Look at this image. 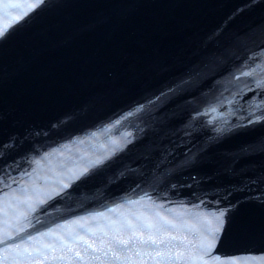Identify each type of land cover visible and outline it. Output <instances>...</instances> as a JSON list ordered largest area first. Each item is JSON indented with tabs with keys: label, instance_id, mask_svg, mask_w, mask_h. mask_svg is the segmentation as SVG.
Returning a JSON list of instances; mask_svg holds the SVG:
<instances>
[{
	"label": "water",
	"instance_id": "95a60500",
	"mask_svg": "<svg viewBox=\"0 0 264 264\" xmlns=\"http://www.w3.org/2000/svg\"><path fill=\"white\" fill-rule=\"evenodd\" d=\"M25 10L0 9V26L8 30L0 40V176L16 181H0V234H12L8 243L19 245L6 252L0 244V256L15 264H173L174 252L197 241L200 218L231 208L215 254L258 264L243 258L264 257V180L251 183L264 176V152L241 149L264 137V126L228 129L243 123L249 102L259 97L235 95L248 78L238 83L233 74L253 53L264 67V0H46L14 23ZM193 65L202 68V83L158 101L164 107L150 108L155 119L137 112ZM134 137L143 139L49 198L61 174L108 157ZM13 139L15 146L4 149ZM201 147L208 151L198 160ZM163 156L167 168L185 161L168 183L153 176ZM157 212L179 230L158 235L146 227ZM149 235L166 243L146 247L140 241ZM114 237L131 250L114 255L108 247ZM89 244L101 249L91 258Z\"/></svg>",
	"mask_w": 264,
	"mask_h": 264
},
{
	"label": "snow or ice",
	"instance_id": "6c2138e0",
	"mask_svg": "<svg viewBox=\"0 0 264 264\" xmlns=\"http://www.w3.org/2000/svg\"><path fill=\"white\" fill-rule=\"evenodd\" d=\"M46 0H35V3H21L18 0H3L0 2V9H21L25 8L26 10L19 16L14 18V23L18 24L21 20H23L31 11H34L37 7L45 4ZM10 16L11 12L8 13ZM13 27V25H9V28ZM8 34V30L0 26V40L6 38ZM253 43L255 44L256 38H252ZM264 42V41H262ZM264 50V49H262ZM259 59V53H253L252 57L249 60H246L237 71L239 75H234V79L239 83L242 78L245 79L242 87L235 93V95H240L242 91H256L259 93V97L257 99H253L249 102L248 108L246 109L248 115L246 117H241L243 123L237 125L235 128H229V134H235L237 130H249V128H255L257 126H264V67H261L260 64H257L256 61ZM256 66L253 67L252 65ZM247 69V70H245ZM202 68L197 65H193L189 72L180 77L178 80L174 81L172 84L166 86L165 90H162L159 95L155 96V99H149L144 104L137 105V112L144 113L145 115L156 118L155 114L150 110V108H155L156 112L160 111V108L164 107V103H161L159 107H157L158 101L171 102L177 97L184 96L185 94L192 91V85L194 82L199 81L203 82L202 77ZM248 80L252 81L254 84V89L251 84L248 83ZM215 87V85H213ZM205 95V93H202ZM193 100L185 101L186 104L192 105L194 103ZM215 111V109H212ZM128 115H133L132 112H129ZM175 113L172 114L174 116ZM200 113L197 111L195 116L190 115L189 120L185 123L182 130L185 132V135H190L191 133L188 131V124L191 123L193 126L196 123V116H199ZM171 118V116L169 117ZM120 121L118 120L117 123ZM144 131L143 129L141 130ZM218 132L224 131L223 129H217ZM131 133H128V136H131ZM143 139V137H134L131 140L125 141L124 144L119 145L117 148H114L108 157H101L93 162H91L88 166L83 167L78 172L70 171L67 174H61L59 180L57 182V188L53 189L51 193L48 194L49 198H55L56 196L61 195L65 190L71 188L73 183L76 181L88 178L92 175L91 169L103 165L107 159H110L113 155H116L118 151H123L124 148L127 147L128 144H135L138 140ZM219 143V141H215ZM15 146V140H10L9 143L3 145L4 149H9ZM211 145H209L210 147ZM208 151L207 148L201 147L196 154L197 159L203 157V154ZM191 152V149H189ZM254 152H264V137H261L255 144L246 145L243 149H241L242 154H252ZM5 155L4 151H0V157ZM171 155V153H168ZM147 158V157H145ZM167 156H163L158 162L154 164L153 176L156 180L161 183H168L172 177H174L179 170H182L185 167V161H179L177 164L173 165L171 168L163 167L166 163H168ZM10 167V166H9ZM133 171H135L133 169ZM5 178L12 179L10 176L5 173L3 176H0V181H3ZM192 180L199 184V181L196 180V177H191ZM260 180H264V176H261L258 180H252V184L258 183ZM13 183H16L14 179H12ZM170 188L176 189L177 184L172 183L169 185ZM10 187V185H8ZM187 187L191 188L192 185H187ZM243 190V189H240ZM196 195V193H193ZM231 195V193H229ZM151 199V197H149ZM227 199V197H224ZM220 201L217 200V203ZM264 202V201H262ZM40 203H47V200H42ZM203 203V201H201ZM31 207V205H30ZM194 207H196L194 205ZM235 207V206H232ZM231 208L220 210L217 212L211 213V219L206 217L200 218L198 220V226L193 229V231L197 234V241H186L184 244V252H174L173 255V264L175 261L179 260L180 264H241V258L236 256H228L225 255L221 257V255L215 254L216 248L221 245L222 241L225 239V234L227 232V226L229 224V212ZM129 229H135L136 226L132 225L130 222L127 225ZM149 229L155 231L158 235H163L169 229H177L179 230L180 225L178 223L173 222L162 216L159 212L155 213V220L151 223L145 225ZM81 230L83 229V225H81ZM118 231V229H116ZM23 231V229H21ZM18 235V233H17ZM78 234H72L69 239L76 238ZM14 237L10 233L0 234V244L4 245L3 251L11 252L13 250H18L19 245L9 244L8 241L12 240ZM29 239H34L33 237H29ZM172 239H177L176 237H172ZM58 240L61 245L65 244V237L58 236ZM141 244L146 247H158V245H164L166 243L165 240L161 239L157 241L155 236L149 235L147 239L141 240ZM129 242L126 240L119 239L118 237H114L113 240L108 244L109 249L115 252L117 249L128 247ZM47 250L55 251L54 245H45ZM89 248L92 249L90 253V258L94 255L95 252L101 251V249L93 248L91 244L88 245ZM128 250H131L128 247ZM72 251V249H69ZM158 254H160L158 252ZM80 252H75V256L80 257ZM55 259V257H54ZM63 259V257H61ZM81 259H83L81 257ZM245 262L254 261L258 262V264H264V257H245L243 258ZM0 264H15V261H5L3 256H0Z\"/></svg>",
	"mask_w": 264,
	"mask_h": 264
}]
</instances>
